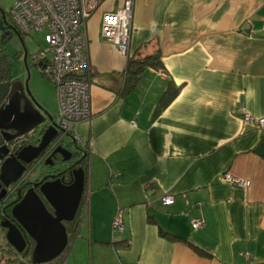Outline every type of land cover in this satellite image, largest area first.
<instances>
[{"label": "crops", "instance_id": "0c3cea01", "mask_svg": "<svg viewBox=\"0 0 264 264\" xmlns=\"http://www.w3.org/2000/svg\"><path fill=\"white\" fill-rule=\"evenodd\" d=\"M124 1L101 0L86 21L92 114L76 132L90 146L89 208L64 264H264V129L242 118L264 117V0H133L128 57L158 54L136 74L99 32ZM20 37V55L40 49ZM118 210L122 231L112 229Z\"/></svg>", "mask_w": 264, "mask_h": 264}, {"label": "water", "instance_id": "95a60500", "mask_svg": "<svg viewBox=\"0 0 264 264\" xmlns=\"http://www.w3.org/2000/svg\"><path fill=\"white\" fill-rule=\"evenodd\" d=\"M9 30V36L13 32L16 37L21 38L14 27H10ZM26 57L27 52L23 50V62L28 71ZM0 102L1 200L6 194L7 187L17 182L22 175L25 178V175L29 174L25 172L26 165L32 163L43 151L51 150L44 163L47 168L54 166L52 157L57 153L64 162L70 159L71 154L60 144L55 147L50 144L56 136L59 137L58 141L65 140L64 136L59 134L60 130L53 120L54 117L39 105L35 106L37 103L29 92L27 79L23 82L20 80L12 83L0 82ZM41 123L45 127L36 144L20 146L13 152L10 150L8 145L10 141L27 135ZM81 159L82 157L66 170L57 173L45 172L43 168L37 180L25 183L28 187L22 194L17 191L19 199L13 203L10 210L16 224L8 218L0 221V226L6 229V241L17 253H23L27 246L25 236L33 241L30 264L49 262L57 258L67 247L69 232L64 222L74 221L84 189ZM47 204L52 211L48 209Z\"/></svg>", "mask_w": 264, "mask_h": 264}, {"label": "built area", "instance_id": "2783aa9c", "mask_svg": "<svg viewBox=\"0 0 264 264\" xmlns=\"http://www.w3.org/2000/svg\"><path fill=\"white\" fill-rule=\"evenodd\" d=\"M100 2L101 0H16L9 8L12 22L20 33L26 35L33 31L43 34L47 48L33 52L31 62L37 72L54 85L56 114L53 120L60 130V135L70 136L77 143L80 142L76 132L78 124L89 119L92 114L90 81L87 76L81 75L89 68L86 21ZM132 8L133 0H125L116 10L104 12L99 27L101 39L113 44L125 57L129 56ZM242 118L245 122L264 129V117L254 118L243 111ZM81 147L87 154L90 146ZM221 177L236 186L249 185L248 180L229 171L222 173ZM24 179L23 176L21 181L24 182ZM161 201L164 205H170L174 198L170 194H164ZM88 208L89 195L85 191L75 217V229L87 215ZM203 224L204 221L200 218L191 221V227L194 229ZM112 229H123L121 210L117 211L112 220ZM243 255L249 257L247 253ZM51 264H64V255Z\"/></svg>", "mask_w": 264, "mask_h": 264}, {"label": "rangeland", "instance_id": "374dc122", "mask_svg": "<svg viewBox=\"0 0 264 264\" xmlns=\"http://www.w3.org/2000/svg\"><path fill=\"white\" fill-rule=\"evenodd\" d=\"M3 4H5L7 1L3 0ZM2 6L3 10L8 15L9 20L11 19V16L9 14V9L5 8L2 3L0 4ZM12 21V19H11ZM24 38H27V40L34 45L37 48L46 49L47 44L43 40V34L40 32H30L29 34H24ZM21 42L18 37L15 35L8 36L7 40L4 42V46L6 48V52L9 55V58L11 59V76L17 80L25 81L28 80V89L35 100V102L42 106L41 108L46 111L47 113L51 114L52 116H55L56 113V95H55V89L53 83L46 79L44 76L39 74L37 70L35 69L34 65L31 62V53H28L26 62L28 71L26 70L25 64L23 62V54L20 55V52H22L21 49ZM43 125H40L36 127L34 130L37 131L38 136L40 135L41 131L43 130ZM64 138L66 140L71 141L70 136L64 135ZM45 166L43 164H39L37 167H43ZM33 168V167H32ZM30 169L28 172L29 174L25 176L26 180H31L35 176V171L33 169ZM27 173V172H26ZM25 173V174H26ZM1 221V217H0ZM71 233H74L73 230L69 231V236ZM6 242L5 238V231L0 226V244H3ZM60 259V256L55 258L53 262H57ZM15 260L14 254L7 251H1L0 250V263L8 261Z\"/></svg>", "mask_w": 264, "mask_h": 264}, {"label": "flooded vegetation", "instance_id": "af4514ba", "mask_svg": "<svg viewBox=\"0 0 264 264\" xmlns=\"http://www.w3.org/2000/svg\"><path fill=\"white\" fill-rule=\"evenodd\" d=\"M10 27H14L16 29V27H15L14 23L11 21V19L9 20L6 12L5 11L2 12L0 9V37H2V35L5 37L4 42L7 40L8 36L10 35V33L8 32V31H10L9 30ZM13 35L14 34L12 32L11 36H13ZM15 80H17V79H15L11 76L10 78L6 79L3 82L12 83ZM1 102H0V104H1ZM35 106L38 107V104L37 105L35 104ZM40 125H43V127H45L43 123H41ZM41 134H42V131H41ZM41 134L38 136L37 131H35L33 129L31 132L27 133V135L22 136L19 139H15L14 141H10L8 143L10 150L13 152V151L17 150V148H19L20 146H24L26 144H36V142L39 139V137L41 136ZM58 139H59V137L56 136L55 139L50 144L54 145V147L57 146L58 144H60L61 147L66 148L68 150V152L71 154L70 159L68 161L64 162V161H62L61 155L57 153L55 156L52 157L54 166L50 167V168H47L44 166L43 167V168H45L44 171L45 172L50 171V173H57L58 171L66 170L69 166L73 165V163L77 162L81 157H82L81 166L83 167L85 159H86V153H85L84 148L79 146L76 141L73 142L71 140V141H68L67 143H65L64 140L61 139L58 141ZM45 151H43L41 154H39V156L34 161H32V163L26 165L25 172L30 170L32 167H33L32 169L35 171L36 169H39L37 167L39 164L45 163V161H46L45 159L48 157L51 150H49L47 152H45ZM77 166L78 165L76 164L75 167H77ZM40 168H42V167H40ZM21 177H23V175ZM21 177L17 182H15L14 184L7 187L5 196L3 198H1V200H0V217H1V219L8 218L15 224H16V221L12 218L10 210H11L13 203L19 199L18 195H17V191H20V193L22 194L21 191L26 190V188L24 189V186L22 184L20 185V183H22V182H20ZM18 185H20L21 187ZM47 207L50 211H52V209L48 206V204H47ZM3 229L6 231L5 228H3ZM3 244H5V243H3ZM53 260L46 262V263H41V264H51V263H53Z\"/></svg>", "mask_w": 264, "mask_h": 264}, {"label": "trees", "instance_id": "16d2710c", "mask_svg": "<svg viewBox=\"0 0 264 264\" xmlns=\"http://www.w3.org/2000/svg\"><path fill=\"white\" fill-rule=\"evenodd\" d=\"M18 33H19L20 36H23L22 33H20V32H18ZM4 40H5L4 36L0 37V82H3L6 79L11 77V73H10V70H11V59L9 58V55L6 52V48L4 46ZM129 57H128V64H127V66H128L127 71H129L131 68H133L132 74H134L135 72L137 73V71L139 70L140 67H142L143 65L148 63L147 61L149 59H150V62H151L150 65L154 66V65L158 64L157 63L158 54H155L154 56H151V57L147 56L143 60L138 61V62H135V61L129 59ZM132 74L128 78V83H130L132 81V83L129 84L128 87H131V85L134 83V80H135L134 77H131ZM126 89H127V91L129 90V88H126ZM176 92H177V87L170 86L167 89V91L165 92V94H164V96H163V98L161 100L160 106L158 107V110H160L161 107H164L172 99V97L176 94ZM26 182H29V180L25 179L24 182L20 183V185L22 184L24 186V189L28 187V185H25ZM20 185H18V186H20ZM24 191L25 190H22L21 192L23 193ZM75 222H76V220H74L72 222H69V223L64 222L66 227H67L68 232L70 230H73V228L75 229V227H74ZM25 237H26V240H27V246H26V248H25L23 253H17L11 247V245L8 242H5V244H0V250L1 251L11 252L12 254H14V258H15V260L5 262L4 264L10 263V262H12V263L13 262H19V261L22 262L23 264H29L30 263V255H31L34 243L28 236H25ZM168 237L172 239L171 236H168ZM63 252L59 255L60 257L62 256ZM0 264H3V262L0 263Z\"/></svg>", "mask_w": 264, "mask_h": 264}, {"label": "clouds", "instance_id": "9594fccd", "mask_svg": "<svg viewBox=\"0 0 264 264\" xmlns=\"http://www.w3.org/2000/svg\"><path fill=\"white\" fill-rule=\"evenodd\" d=\"M19 32V31H18Z\"/></svg>", "mask_w": 264, "mask_h": 264}]
</instances>
